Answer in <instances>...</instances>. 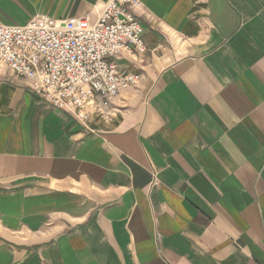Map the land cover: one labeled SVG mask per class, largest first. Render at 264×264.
Listing matches in <instances>:
<instances>
[{
    "label": "crops",
    "instance_id": "obj_1",
    "mask_svg": "<svg viewBox=\"0 0 264 264\" xmlns=\"http://www.w3.org/2000/svg\"><path fill=\"white\" fill-rule=\"evenodd\" d=\"M107 1L0 0V23ZM140 1L106 117L0 62V264H264V0Z\"/></svg>",
    "mask_w": 264,
    "mask_h": 264
},
{
    "label": "built area",
    "instance_id": "obj_2",
    "mask_svg": "<svg viewBox=\"0 0 264 264\" xmlns=\"http://www.w3.org/2000/svg\"><path fill=\"white\" fill-rule=\"evenodd\" d=\"M140 5L108 0L96 21L43 14L23 25L0 23V62L48 104L82 122L106 117L112 99L140 80L112 61L146 51L144 27L134 13Z\"/></svg>",
    "mask_w": 264,
    "mask_h": 264
}]
</instances>
